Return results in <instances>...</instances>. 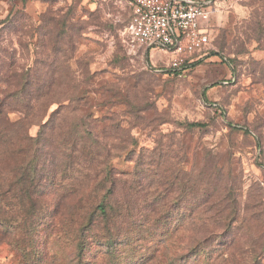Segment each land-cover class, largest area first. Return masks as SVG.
<instances>
[{
  "label": "rangeland",
  "instance_id": "rangeland-1",
  "mask_svg": "<svg viewBox=\"0 0 264 264\" xmlns=\"http://www.w3.org/2000/svg\"><path fill=\"white\" fill-rule=\"evenodd\" d=\"M212 1L179 78L117 0H0V264H264V0Z\"/></svg>",
  "mask_w": 264,
  "mask_h": 264
},
{
  "label": "built area",
  "instance_id": "built-area-1",
  "mask_svg": "<svg viewBox=\"0 0 264 264\" xmlns=\"http://www.w3.org/2000/svg\"><path fill=\"white\" fill-rule=\"evenodd\" d=\"M97 1V0H96ZM127 6L126 35L133 45L171 53L169 73L183 78L212 48V0H117Z\"/></svg>",
  "mask_w": 264,
  "mask_h": 264
},
{
  "label": "trees",
  "instance_id": "trees-1",
  "mask_svg": "<svg viewBox=\"0 0 264 264\" xmlns=\"http://www.w3.org/2000/svg\"><path fill=\"white\" fill-rule=\"evenodd\" d=\"M129 12V10H128ZM130 21V12H129V19H128V24ZM127 24V25H128ZM193 66V65H192ZM168 75H172L173 77H177L176 74L174 73H168ZM4 103L0 101V152H1V145H7L8 142V134L13 127L11 121L8 119V113L4 111ZM192 127H203V125L194 123L192 124Z\"/></svg>",
  "mask_w": 264,
  "mask_h": 264
}]
</instances>
